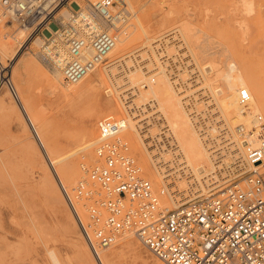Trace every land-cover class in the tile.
<instances>
[{
  "label": "rangeland",
  "instance_id": "obj_1",
  "mask_svg": "<svg viewBox=\"0 0 264 264\" xmlns=\"http://www.w3.org/2000/svg\"><path fill=\"white\" fill-rule=\"evenodd\" d=\"M251 1L254 2L252 12L249 10L251 13L249 14L247 10L249 15H245L246 10L244 11L240 0H131L132 7L127 11L123 9L127 19L126 21L124 18L122 19L125 23L123 22L124 25L122 24L120 29L133 30V33L136 34L140 31L137 21L139 18L148 34L151 37L154 36L155 39L162 33L168 30H177L178 28L174 27L185 24L191 30L193 29L194 35L189 30L191 33L189 32L188 37L194 36L196 45L205 40L206 42L202 41L201 43L205 47L210 46L212 50L215 49L214 51L218 53H220L219 49L221 51L227 47L224 49L227 56L226 53L223 54L224 56L215 53L216 62L219 60L217 64L225 66L223 62L233 61L240 70L245 71L254 79L260 77L256 80L261 81L260 84L264 89V0ZM76 3L81 9H88L92 2L89 0H64L62 5L49 15L46 28L54 31L58 19H68L62 15L67 14L70 17L71 13L78 9ZM123 8H126L125 3ZM130 12L133 16H130ZM13 24L14 28L25 30V27L16 21H13ZM30 31L32 30L29 28L24 32L29 33ZM119 32L117 31L118 34ZM48 33L46 30L33 33V37L42 40L43 43L41 44L43 45L31 42L21 51V60L30 64L25 71L20 69L16 75L23 97V105H25V110L23 109L19 113L20 116L9 84L3 82L0 88V98H3L0 105V264H54L52 254L62 264H96L95 253L80 230L65 191L59 183V188L58 185L56 188L61 190L63 194V200H59L56 188L48 182L43 166L48 167L46 159L48 161L50 156L57 159L70 156V160L79 163V165L82 164L84 168L91 167L96 161L95 149L98 143L96 141L88 155L81 157L78 150L81 140L89 135L90 130H93L92 139L96 140L99 121H121L128 114H125L124 110L116 114L108 113L105 108L107 103L111 101L113 104H117L118 99L111 91L107 92L106 89L108 88L104 86L92 94L74 99L58 97L51 91L44 72L48 76H52L60 68L44 49L51 43L50 40L47 41L46 39ZM205 34H208V37L206 36L210 40L208 42L213 41V43L207 44ZM213 38L219 42V46ZM197 39L202 40L199 42ZM140 42L141 40H137L134 45L138 46ZM201 43L199 46L203 47ZM214 43L216 45H212ZM222 44L224 46H221ZM173 48H175L174 45L170 49L168 48L169 50L172 49L170 54L177 55L178 62L183 65L187 58L184 55H179V51L181 54L184 50L178 48L174 50ZM193 48L195 51L198 49L195 45ZM52 52L54 53V51ZM222 53L223 51H221ZM10 57L9 54L3 55L2 63L6 65V68L2 69L4 67L1 68L0 66L2 69L0 73L6 79H9V72L14 68L13 60L11 61ZM208 60L209 57L207 60L206 58H199L200 62ZM62 81L63 86L67 85L64 80ZM142 103L139 102L143 109L141 111L149 114L146 111L151 105L144 103L143 105ZM199 107L201 110L207 109L204 105L203 107L199 105ZM217 107L212 105L210 110ZM129 110L130 113L136 111ZM219 112L218 107L210 113L207 122H203V125H209L210 128L213 126L218 129L222 125L217 131H211L210 128L205 130V138L209 136L206 140L209 142V146L215 147L217 143L216 148L225 146L222 142L227 138L224 135H222L224 136L222 139L216 138L222 130L225 131V122ZM262 116L264 118V113ZM149 124L151 123L149 122ZM36 128L42 132L41 135L36 132ZM157 133L159 134L158 130ZM126 135L125 129L120 132V137L127 143L129 153L140 169V176L150 181L154 191L159 193L164 185L157 180H152V177L143 171L138 153L133 150ZM77 150L79 153H75ZM225 160L224 165L231 169L233 167L232 160L229 157ZM84 168H81L80 177L74 187H65V190H69L67 194L73 201L82 220L86 221V211L82 205L87 202L74 197L78 182L87 179ZM262 171H264V167ZM233 177L234 175L231 176V178ZM40 179H43V182L39 181ZM184 187V184H180L176 189L184 191L183 189L186 188ZM166 196L167 194L160 195V205L162 207L168 206V208L173 207L170 203H163L162 200H169ZM118 240L114 245L100 249L98 252L114 254V264H159L163 262L150 253L132 232L124 234ZM127 241L131 245H127ZM6 242H9L11 246L6 248ZM82 243L87 248L88 254L82 251ZM17 257L19 259H16Z\"/></svg>",
  "mask_w": 264,
  "mask_h": 264
},
{
  "label": "bare ground",
  "instance_id": "obj_2",
  "mask_svg": "<svg viewBox=\"0 0 264 264\" xmlns=\"http://www.w3.org/2000/svg\"><path fill=\"white\" fill-rule=\"evenodd\" d=\"M63 1L52 11L61 6ZM89 1L95 2V0ZM122 3L126 5V8H122V10L125 9L127 11V9L132 7L131 0H122ZM240 3L244 11L246 10L245 15L251 14L250 11L254 2L251 0H240ZM75 5L79 6L78 3ZM247 10H250L249 14H247ZM125 15L123 12L120 19L124 18V21H126L127 15ZM131 15L133 16L130 12ZM62 17L69 18L67 14L62 15ZM13 21L15 20L7 19L4 23H0V66L1 68L6 67L2 63L3 55L5 56V54L11 55L10 59L14 63H12L14 68L9 72V79H6L0 73V88L3 82L9 84L19 114L23 109L25 110V105H23V97L16 75L20 69L25 71L30 64L21 60V51L31 42H36L40 45H43L41 44L43 42L33 37L34 31L24 32L29 27H25V30L14 28ZM137 21L140 31L136 34L133 33V30L120 29L122 23L115 22V27L120 32L119 34L117 33V40L113 49L108 53L105 62L99 64L92 73L80 81L63 86L61 70H56L52 76H48L46 72L44 74L51 91L58 97H71L74 99L92 94L103 86L108 88L106 89L107 92L111 91L118 99V102L113 104L109 101L105 108L109 114H116L123 110L125 114L128 113L122 121V130H126V136L131 142L133 150L138 153L143 171L152 177V180H157L167 189L169 200L164 199L162 200L163 203H170L174 206L189 196L207 195L211 190L222 186L232 175L231 170L224 165L225 159L228 157L232 160V165L234 166L232 169L237 168L236 170L239 171L243 168L242 166L246 164L245 141H248V143L252 142L247 139L248 136L241 134V130L249 134L252 118L256 114L262 115L264 113V89L260 84L261 81L256 80L260 77L254 79L245 71L240 70L233 61L223 62L225 66L217 64L219 60L216 62L215 53L218 52H215L213 47L214 50L210 46L205 47L201 43L205 40H198L199 38L197 40L201 41L200 43L203 47L199 46L200 43L198 41L199 45H196L195 37L193 36L194 41L193 37H188L191 32L193 34V29L191 30L189 26L185 24L179 25V27H174L178 28L177 30H168L154 39V36L151 37L145 30L139 18H137ZM207 35L205 34L204 37ZM137 40H141V42L138 46H135L134 44ZM214 40L216 41V39ZM208 41H210L209 38H207V44L210 43ZM215 43L212 45H216ZM173 45L176 50L177 48L184 50L181 54L179 51V55H184L187 58L185 62L183 61V65L178 62L177 55L170 54L172 49H169ZM192 45L197 46L199 50L195 51V47L193 48ZM217 46H219V42ZM221 46L224 45L222 44ZM175 48L173 49L175 50ZM44 49L59 67L66 52L64 45L60 41L55 40L54 44L51 42ZM224 49L221 50L223 51L222 54L219 49L220 53L218 55L224 56L226 53ZM243 56L245 57L246 55ZM208 57V61H199V58H206L207 60ZM180 65L181 67H179ZM248 65L250 66V64ZM1 68L0 70H2ZM256 74L259 76L258 73ZM240 89H247L249 92L250 101L247 108H243L238 102L237 91ZM140 101L150 105H152L151 101L154 102L159 116L157 117L159 119L158 124H152L151 122L149 124L148 118L150 115L145 113L142 114L140 119H135V112L140 109ZM2 102L3 98H0V105ZM199 105L202 107L204 105L207 109L201 110ZM212 105L213 107L214 105L219 107V114L221 113V118L225 122V131L222 130L221 134L216 136L218 139L219 137L222 139L227 136L223 142L221 140L225 145L222 147L223 149L221 147L216 148L218 145L216 141L215 147L209 146V142L206 141L209 136L205 138V130L210 127H208L209 125H203V122L210 118V113L218 108H213L214 110L212 109V111L210 110ZM129 109L136 111L130 113ZM147 111L149 110L147 109ZM139 120H144L145 134H141L137 128V121ZM158 125L160 128L165 129V136L157 133ZM218 129L213 126L210 128L211 131H217ZM36 132L40 135L42 134L37 128ZM92 136L93 130H90L89 135L82 139L78 145L81 157L88 155L96 143L97 140H93ZM46 163L48 167L43 166V169L47 180H49L48 182L55 188L57 185L59 188L60 183L64 191H66L65 187H74L80 177L81 168H84L82 164L79 165V163L70 160V156L61 159L50 156L48 161L46 159ZM39 181L43 182V179ZM180 184H184L186 187H184V191L176 189ZM67 191L69 192V190ZM56 192L58 199L62 201L63 194L61 190L56 188ZM165 208H168V206H165ZM71 221L73 223V220ZM73 230L71 231L73 232ZM84 244L82 243L81 249L88 254ZM126 244L131 245L129 241ZM5 246L8 248L11 244L6 242ZM113 258L114 254H107L103 251L95 254L96 264H114ZM16 259H19V257ZM52 259L54 264H62L54 254H52ZM159 264L167 263L161 262Z\"/></svg>",
  "mask_w": 264,
  "mask_h": 264
},
{
  "label": "built area",
  "instance_id": "obj_3",
  "mask_svg": "<svg viewBox=\"0 0 264 264\" xmlns=\"http://www.w3.org/2000/svg\"><path fill=\"white\" fill-rule=\"evenodd\" d=\"M62 0H0V23L15 20L32 32L46 30L47 41L65 47L60 70L66 84H74L103 63L117 40L115 22H121L122 0H97L88 9L78 6L67 20L58 19L54 31L46 28L51 11ZM123 24V22H121ZM6 67L2 68L5 69ZM247 89L238 90V102L247 108ZM148 121L158 124L151 101ZM135 112V119L144 111ZM143 110V109H142ZM123 120L98 123L96 161L84 168L87 179L75 187L74 197L84 200L83 221L65 194L80 230L92 251L108 248L132 232L157 259L167 264H264V118H252L245 141L243 168L231 170L230 178L207 195L189 196L171 208L160 205L162 188L154 191L150 181L130 155L119 136ZM144 120L137 128L145 134ZM159 135L164 128L158 125ZM246 139V140H247ZM234 167V166H233ZM98 187V189H96Z\"/></svg>",
  "mask_w": 264,
  "mask_h": 264
}]
</instances>
